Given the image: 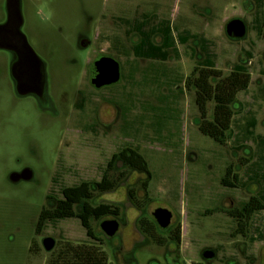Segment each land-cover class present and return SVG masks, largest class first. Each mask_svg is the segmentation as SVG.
Segmentation results:
<instances>
[{"label": "rangeland", "instance_id": "rangeland-1", "mask_svg": "<svg viewBox=\"0 0 264 264\" xmlns=\"http://www.w3.org/2000/svg\"><path fill=\"white\" fill-rule=\"evenodd\" d=\"M21 11L46 88L45 100L20 95L15 53L0 48V264H49L66 241L98 244L112 264H206V248L217 252L210 264H264V197L256 192L264 186V0H21ZM234 17L248 24L244 39L226 34ZM136 23L158 45L161 29L172 31L179 56L124 54L141 39ZM106 56L119 62L121 78L97 87L92 67ZM198 63L251 76L231 105L224 142L200 130L194 89L183 82ZM213 110L211 102L214 121ZM24 168L32 179L12 182ZM80 183L83 196L64 193ZM158 207L173 212L161 235L181 224L179 246L142 231L140 220L154 219ZM112 218L120 229L107 237L100 222ZM46 237L56 241L51 251Z\"/></svg>", "mask_w": 264, "mask_h": 264}, {"label": "trees", "instance_id": "trees-1", "mask_svg": "<svg viewBox=\"0 0 264 264\" xmlns=\"http://www.w3.org/2000/svg\"><path fill=\"white\" fill-rule=\"evenodd\" d=\"M136 24L135 26L140 31L141 39L138 43L130 45L129 49L122 50L124 54L142 56V54L146 53L150 56H159L162 60H166L171 53L178 56L175 44L178 38L176 39V35L172 31L161 29L164 33V38L163 43L158 45L154 44L149 35L145 34L141 23ZM132 31L133 29L129 28L127 35ZM187 37L185 36L183 39ZM177 41L180 42L179 40ZM121 42L120 38L116 39V43L122 44ZM199 64L195 65L192 73L185 77L183 82L186 88L194 89V101L201 118L200 130L204 134L213 137L216 141L224 142L227 138L226 132L229 130L230 119L234 114L231 105L235 101L238 91L247 88L251 81V76L240 68L232 69L230 74L224 75L223 72L214 67V64ZM211 102L214 103V121L208 117V106ZM135 154L146 166L147 163L144 157L139 152H135ZM84 189L83 185H80L75 189L76 191L68 189L66 195L83 196ZM140 227L158 245H166L168 239H171L177 246L181 243L182 230L180 223L171 230L168 237L161 234L166 232L169 227L167 229L160 228L155 219L142 218ZM53 252L49 264H112L109 262L106 251L95 243L66 241L61 243L59 249L55 248ZM193 264L204 263L194 262Z\"/></svg>", "mask_w": 264, "mask_h": 264}, {"label": "water", "instance_id": "water-1", "mask_svg": "<svg viewBox=\"0 0 264 264\" xmlns=\"http://www.w3.org/2000/svg\"><path fill=\"white\" fill-rule=\"evenodd\" d=\"M22 24L21 0H7V19L4 23H0V48L12 50L17 54V59L12 66V75L16 80L18 93L20 95L32 93L43 100L46 88L45 65L22 32ZM225 31L227 36L233 40L244 39L247 36L248 25L243 18L234 17L226 23ZM83 44L87 46L89 41L84 40ZM91 78L97 87L118 82L121 78L119 62L107 56L98 59L93 64ZM32 177L33 172L30 168L10 174V180L14 183L30 180ZM152 215L162 229H167L172 223L173 212L166 207L156 208ZM120 225L117 218L104 219L100 222L101 230L107 237L117 235ZM55 243L52 237L43 239V246L47 251H51ZM216 256L217 252L214 248H206L201 253V257L207 262L212 261ZM152 264H158V262ZM230 264L239 263L231 260Z\"/></svg>", "mask_w": 264, "mask_h": 264}, {"label": "flooded vegetation", "instance_id": "flooded-vegetation-1", "mask_svg": "<svg viewBox=\"0 0 264 264\" xmlns=\"http://www.w3.org/2000/svg\"><path fill=\"white\" fill-rule=\"evenodd\" d=\"M6 20H4L3 22H1V23H4ZM248 25V24H247ZM248 31H249V28H248ZM247 34H248V32H247ZM30 43V42H29ZM15 53V52H14ZM15 56H16V59H17V54L15 53ZM15 79V78H14ZM16 81V80H15ZM263 85V84H262ZM35 95V94H34ZM35 96H37V95H35ZM38 97V96H37ZM43 100H45V99H43ZM262 102V101H261ZM259 108H261L262 110H263V113H264V104L263 105H259ZM264 123V122H263ZM261 149H262V147H260V146H255V148H253L252 147V155H254V153H255V151H257V152H261ZM254 157H252V159H253ZM243 162V161H242ZM253 164V161H250V162H247L246 163V165L248 166V164ZM258 173H260V172H258ZM84 181V180H83ZM82 181V182H83ZM81 182V183H82ZM75 184V185H66L63 189V191H64V193H65V191L67 190V189H71V190H74V191H76L75 189L77 188V187H79L80 185H82V184ZM256 192L258 193V195H260V196H263L264 197V186H262V187H260L259 189H257L256 190ZM172 224V223H171ZM171 226V225H170ZM170 226H169V228H170ZM168 228V229H169ZM230 261L231 260H228L227 262H226V264H230ZM212 261H210V262H207V261H205V263L206 264H210Z\"/></svg>", "mask_w": 264, "mask_h": 264}, {"label": "crops", "instance_id": "crops-1", "mask_svg": "<svg viewBox=\"0 0 264 264\" xmlns=\"http://www.w3.org/2000/svg\"><path fill=\"white\" fill-rule=\"evenodd\" d=\"M130 34H128L127 36H129ZM187 42V41H186ZM122 44L121 45H123V42H121ZM135 44V43H134ZM176 48H177V52H178V56H179V50H178V47H179V45H180V43L176 40ZM117 46L119 47V43H117ZM133 59L135 60V56H133Z\"/></svg>", "mask_w": 264, "mask_h": 264}]
</instances>
